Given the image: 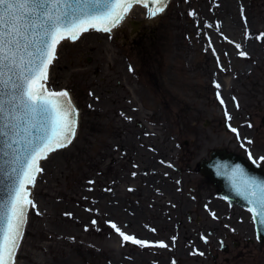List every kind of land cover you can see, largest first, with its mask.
Returning <instances> with one entry per match:
<instances>
[{
    "label": "rangeland",
    "instance_id": "rangeland-1",
    "mask_svg": "<svg viewBox=\"0 0 264 264\" xmlns=\"http://www.w3.org/2000/svg\"><path fill=\"white\" fill-rule=\"evenodd\" d=\"M218 7L170 0L152 19L133 9L111 34L61 42L46 83L69 92L80 128L71 146L41 162L31 188L40 214L30 208L16 264H215L213 256H228L218 243L228 230L215 228L230 224L224 212L201 211L189 224L179 208L189 198L168 176L204 179L201 162L238 137L226 134L227 123L264 144V0H241L229 18L213 16ZM108 221L169 247L122 242Z\"/></svg>",
    "mask_w": 264,
    "mask_h": 264
},
{
    "label": "snow or ice",
    "instance_id": "snow-or-ice-1",
    "mask_svg": "<svg viewBox=\"0 0 264 264\" xmlns=\"http://www.w3.org/2000/svg\"><path fill=\"white\" fill-rule=\"evenodd\" d=\"M167 4L168 0H0V156L4 157L0 161V264H15L30 208L40 214L31 188L43 172L41 160L71 144L76 134L78 113L69 92L49 91L46 87L48 69L57 59V47L65 40L77 41L90 30L111 34L136 5H143L149 18H154L165 11ZM235 47L239 50L242 46ZM239 54L248 55L246 51ZM220 102L224 104L223 99ZM226 117L231 119L227 110ZM231 131L239 138L237 129ZM249 158L257 166L264 161V157L253 159L251 153ZM233 171L243 170L237 165ZM249 189L245 197L248 210L253 222L264 229V183L252 180ZM211 215L218 219L215 212ZM91 223L96 225L97 221ZM107 223L122 242L169 247L163 241L150 242L128 235L115 222ZM261 236L264 231L257 238ZM201 239L208 242L205 236ZM175 241L176 237H172L173 244Z\"/></svg>",
    "mask_w": 264,
    "mask_h": 264
},
{
    "label": "flooded vegetation",
    "instance_id": "flooded-vegetation-1",
    "mask_svg": "<svg viewBox=\"0 0 264 264\" xmlns=\"http://www.w3.org/2000/svg\"><path fill=\"white\" fill-rule=\"evenodd\" d=\"M214 122L216 123V121ZM225 128L227 130L226 134H229V132L231 133L229 123L225 125ZM238 134L239 138L227 139L228 142L215 151L231 153L245 160H251L249 158V153H251L253 159L259 160L260 157H264V144L257 140H252L251 135L243 137L240 133ZM217 136L218 132L216 131L215 138H217ZM249 141H251V143H249ZM259 166L262 171H264V161H261ZM199 173H201L200 167ZM168 176L170 178L169 183L175 184L177 187L176 191L182 195L187 194L189 198V201H181L179 205L180 211L187 213V222L189 224L192 225L194 222L193 214L197 216L201 211L209 213L210 215L211 212H215L216 214L217 211H222L224 212V217L230 220V224L215 225L216 231H218V229L228 230V233L224 235L225 239L218 242L220 246H222V249L227 252L228 256L222 261H220L218 255L213 256L215 264H264V244L257 238L255 224L249 211L237 204L233 205L231 202L225 200L222 196L221 189L205 175H203L204 179H181L176 176ZM205 205H207V208ZM235 214H240V216L235 218ZM235 219L236 221H234ZM172 221L170 217V222ZM195 221L197 224L200 219L197 217ZM185 222V219L182 218L178 221L177 226H185ZM250 232H252V235H249ZM229 234H231L232 237L235 236L241 239L242 242H234L231 240V235ZM226 239L231 241L232 244H227L225 242ZM221 241H223V245H221ZM237 249L240 250L236 252ZM255 249H258V253Z\"/></svg>",
    "mask_w": 264,
    "mask_h": 264
},
{
    "label": "water",
    "instance_id": "water-1",
    "mask_svg": "<svg viewBox=\"0 0 264 264\" xmlns=\"http://www.w3.org/2000/svg\"><path fill=\"white\" fill-rule=\"evenodd\" d=\"M149 7L151 8L153 7V5L149 3ZM49 76L50 73H48V78ZM77 128L78 127L76 125V130ZM74 139L75 137L72 139L71 144L73 143ZM71 144H68L67 146H70ZM58 150L55 152H58ZM3 159L4 157L0 156V161H2ZM44 161H47V159ZM237 165H239L240 169H242L243 171L234 172L233 170ZM201 170L206 176L210 178V180L212 179L214 183L221 188L223 192L222 195L226 200H229L232 204H238L247 210L249 209L250 205L248 203V199L245 197L250 190L249 185L251 181L256 180L257 182L264 183V171H262L259 166L254 164L252 161L241 159L232 155L231 153L228 154L214 152L211 155L210 161L208 160L201 163ZM255 226L258 237V233L264 231V229H262L258 223H255ZM258 240L264 244V236H261V238Z\"/></svg>",
    "mask_w": 264,
    "mask_h": 264
},
{
    "label": "bare ground",
    "instance_id": "bare-ground-1",
    "mask_svg": "<svg viewBox=\"0 0 264 264\" xmlns=\"http://www.w3.org/2000/svg\"><path fill=\"white\" fill-rule=\"evenodd\" d=\"M212 1H214V0H212ZM241 2V0H220V7H218V8H215L214 10H212L211 11V13H212V15L213 16H215L216 15V13H217V16H223V18H224V16H225V18H229V17H227V15L229 16V10H230V7H233L234 5H236V4H239ZM169 4H170V0H169V3H168V6H169ZM138 6V7H137ZM168 6H167V8H168ZM219 6V5H218ZM133 9H135V11H136V9H141V10H147L143 5L141 6V5H136ZM132 9V10H133ZM132 10H131V12H132ZM131 12L129 13V15H128V17L130 16V14H131ZM202 16V15H201ZM203 18V17H202ZM124 22V21H123ZM121 25V24H120ZM120 25H118L117 27H116V29H118L119 27H120ZM116 29H114L113 31H115ZM112 31V32H113ZM90 33V34H89ZM98 32L97 31H89L88 32V35H91V36H95L96 34H97ZM102 33H104V32H102ZM84 37H85V35H84ZM83 38V37H82ZM65 42V41H64ZM89 48H91L92 46H94L93 44H88L87 45ZM230 54V53H229ZM46 86H47V83H46ZM48 87V86H47ZM49 89V88H48ZM78 125H80V124H78ZM77 125V130H76V135L78 134V132H79V126ZM60 150V149H59ZM41 162H42V160H41ZM40 162V163H41ZM20 247H21V245H20ZM20 247H19V249H18V251H17V254L19 255V250H20ZM16 258H17V255H16V257H15V262H16ZM16 264V263H15Z\"/></svg>",
    "mask_w": 264,
    "mask_h": 264
}]
</instances>
